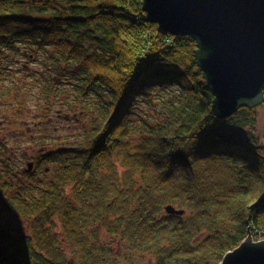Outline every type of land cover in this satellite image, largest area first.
<instances>
[{"label":"trees","instance_id":"obj_1","mask_svg":"<svg viewBox=\"0 0 264 264\" xmlns=\"http://www.w3.org/2000/svg\"><path fill=\"white\" fill-rule=\"evenodd\" d=\"M196 50L143 0H0V105L17 106L0 109V208L19 221L0 213V264H219L264 240V104L215 118Z\"/></svg>","mask_w":264,"mask_h":264},{"label":"water","instance_id":"obj_2","mask_svg":"<svg viewBox=\"0 0 264 264\" xmlns=\"http://www.w3.org/2000/svg\"><path fill=\"white\" fill-rule=\"evenodd\" d=\"M143 11L159 34L197 43V65L214 97L215 118L264 104V0H143ZM166 211L184 214L172 206ZM219 264H264V240L249 234Z\"/></svg>","mask_w":264,"mask_h":264},{"label":"rangeland","instance_id":"obj_3","mask_svg":"<svg viewBox=\"0 0 264 264\" xmlns=\"http://www.w3.org/2000/svg\"><path fill=\"white\" fill-rule=\"evenodd\" d=\"M29 67L30 68H36V64L31 63ZM7 69L18 70V65L14 64V63L9 64ZM1 78L2 77L0 75V80H1ZM35 95L38 97V95L36 93H35ZM36 96L32 97L33 100H31L30 104L28 105V108H29L28 113L24 116V118H23L24 120L22 119L25 122L24 123H23V121L21 122L22 125L24 124L23 126H25V127L29 126V129L34 127V124L41 123V121H42L41 116H40V115H42V111H40L38 108V100L35 99ZM10 99L12 101V107H9L7 105L2 104V105H0V109L5 113H11L14 111L15 114H17V112H16L17 106H15V101L13 100V97ZM59 112H62V113L59 114ZM57 114L63 115L62 117H64V115H68V114L71 116H74V112H72L69 109L67 110L66 108L62 109L61 107H59L57 105L53 110V117L51 118L52 122H50V123H53L54 126L59 127L61 129L60 133L63 137L68 138L69 140L71 139L72 141H74L76 136L79 134V127L76 125L75 120L67 123L65 120L57 119ZM258 118L259 119H258V125L256 128V132H257L256 134L262 135V133H264V105L261 106V108L259 110V117ZM0 120H1V118H0ZM18 120H19V118H17V121ZM12 135H14V134H10L9 137H11ZM14 140L15 141L17 140V136H13V137L9 138L10 144H12V142H15ZM19 144H20L19 148H22V150L25 149L26 145L23 144V142L21 143V141H20ZM26 147H28V145ZM15 159H17V161L20 160V162L18 161L19 163H21V161H22V159H18V156H16ZM23 167L25 168L26 165L24 166V164L22 163L21 168H23ZM25 187H27V186H25ZM0 211H1V208H0ZM0 213H1V218L3 219L4 223H7V224L12 225L14 227L19 224V221L17 219L10 216L5 211L2 210ZM68 253H69V258H73L72 254L70 252H68ZM135 263L136 264H149V260H148V258H145L142 261L135 260Z\"/></svg>","mask_w":264,"mask_h":264}]
</instances>
